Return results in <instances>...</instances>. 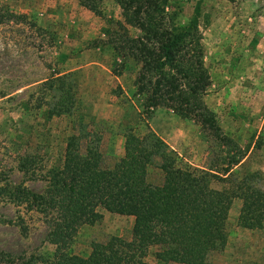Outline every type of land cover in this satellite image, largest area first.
Returning <instances> with one entry per match:
<instances>
[{"label": "rangeland", "instance_id": "374dc122", "mask_svg": "<svg viewBox=\"0 0 264 264\" xmlns=\"http://www.w3.org/2000/svg\"><path fill=\"white\" fill-rule=\"evenodd\" d=\"M196 1L169 3L179 11V20L187 22ZM4 10L16 18L7 21ZM1 14L0 187L42 191L47 186L45 167L62 156L63 140L70 134H83L82 149L97 139L102 164L112 167L123 155L124 133L132 127L139 134L154 131L178 153L182 165L219 172L220 178L211 182L216 189L237 191L239 180L246 178L264 191V0L200 2L203 60L211 79L204 101L222 132L231 127L241 131L243 145L226 134L240 150L216 141L199 122L166 107L151 112L144 108L135 87L139 65L117 57L112 49L110 37L117 22H123L114 0H103L98 12L77 0H0ZM128 29L130 35L138 34ZM56 77L73 83L75 103L69 114L47 118V106L57 95L49 88L50 79ZM229 82L231 88L226 89ZM26 153L42 157L39 166L44 167L19 169L18 157ZM231 158L244 161L234 164ZM159 164L156 157L147 166V181L153 185L163 180ZM241 204L239 197L233 198L227 242L208 255L211 264H264V226L241 227ZM101 212L99 221L78 229L72 253L87 256L92 242L112 236L132 239V216ZM49 220L32 201L0 196V264H45L54 249L46 240ZM156 249L150 247L144 259L154 262Z\"/></svg>", "mask_w": 264, "mask_h": 264}, {"label": "trees", "instance_id": "16d2710c", "mask_svg": "<svg viewBox=\"0 0 264 264\" xmlns=\"http://www.w3.org/2000/svg\"><path fill=\"white\" fill-rule=\"evenodd\" d=\"M77 1L98 12L103 0ZM114 1L123 22H117L118 28L110 37L112 49L117 57L131 58L139 65L135 87L144 108L151 112L166 107L199 122L216 141L239 149L221 131L215 113L204 101L211 79L203 60L198 23L201 0L196 1L187 22L179 20V11L169 0ZM2 16L0 23L4 22ZM4 16L7 21L16 18L8 10ZM128 27L137 29L138 34L130 35ZM49 88L57 95H52L47 106V118L69 114L75 103L73 83L56 77L50 79ZM82 136L64 138L62 156L45 167L47 186L42 191L19 185L11 190L0 187V196L32 201L50 217L46 240L54 249L45 264H211L208 255L222 250L227 242L226 221L234 197L242 200L238 215L241 227L264 226V191L247 183L246 178L239 180L237 191L212 187V180L220 178L219 172L182 165L178 153L152 130L139 134L128 127L124 153L112 167L102 164L97 139L82 149ZM156 157L163 172L160 185L147 181V166ZM42 160L38 155L22 154L18 167L34 172L44 167L39 166ZM230 160L237 164L240 159ZM101 210L132 216V239L112 236L106 242H92L87 256L72 253L70 246L78 229L99 221ZM150 247H157L154 262L144 259Z\"/></svg>", "mask_w": 264, "mask_h": 264}, {"label": "crops", "instance_id": "0c3cea01", "mask_svg": "<svg viewBox=\"0 0 264 264\" xmlns=\"http://www.w3.org/2000/svg\"><path fill=\"white\" fill-rule=\"evenodd\" d=\"M226 89H230L231 88V82H229L228 84H226ZM236 124V123H234ZM246 130H250V129H246ZM241 131H236L234 130V127L229 128L228 130H226V134L231 135L232 138H234L240 145H243L246 142V138L241 136ZM244 133H246V131H243ZM249 134V133H248ZM244 161V159H242L241 161L238 162V164H241Z\"/></svg>", "mask_w": 264, "mask_h": 264}]
</instances>
